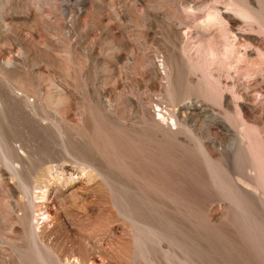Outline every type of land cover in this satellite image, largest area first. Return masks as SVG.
<instances>
[{
  "label": "rangeland",
  "instance_id": "374dc122",
  "mask_svg": "<svg viewBox=\"0 0 264 264\" xmlns=\"http://www.w3.org/2000/svg\"><path fill=\"white\" fill-rule=\"evenodd\" d=\"M255 1L263 14L235 30L222 18L235 0H0V75L18 82L6 66L14 52L18 73L68 94L76 126L88 120L110 139L88 157L104 179L79 165L39 171L27 225V198L0 164V264H264V0ZM146 138L169 149L166 165L152 153L149 185L142 167L111 153Z\"/></svg>",
  "mask_w": 264,
  "mask_h": 264
},
{
  "label": "bare ground",
  "instance_id": "6f19581e",
  "mask_svg": "<svg viewBox=\"0 0 264 264\" xmlns=\"http://www.w3.org/2000/svg\"><path fill=\"white\" fill-rule=\"evenodd\" d=\"M194 8H192V10ZM255 8L260 9L258 14H253ZM214 9L215 8H213V10ZM230 10L229 11L231 13L223 12L222 18H225L224 20H227L231 24V27L235 30H238L237 27L239 22H254L259 15L263 14L261 13V8L257 5L255 0H235L234 7ZM211 18L212 16L210 19ZM212 19L213 22L216 20L214 19V16ZM218 19L219 16L217 21ZM54 30L56 29L54 28ZM242 39L240 40L242 41ZM13 53H10V58L6 61V66H11L9 67L11 68L9 71L12 75L17 77L18 82L15 83L13 80H10V77L0 75V164L4 166L8 172H10L14 179H16V186L27 198V202L20 205L23 208L24 213L21 221L24 222V225H27L25 223L27 215L33 207L32 193L34 188L33 186L35 184L34 181L39 171H42V169L44 170L45 168L46 174L53 175L54 172L69 171V169L64 166L65 164L70 166L79 165L96 171L98 175L104 179L103 174L95 164L96 162H90L88 157L93 154V147L98 150L96 151L97 153L103 154L110 139L109 135H107L105 130H103L99 125L98 128L95 127V129L91 132L92 129L88 120L82 121L83 124L81 125V129L76 126L73 120L70 119L73 107L72 105L68 106L70 98L68 94L63 89L50 91L51 89L47 88L49 90H46L43 85L37 81L36 76L32 78L31 81L26 79L18 73L17 69H15L17 61L15 58L16 56ZM100 98V104L102 106L104 99L103 97ZM64 107H67V110L63 111L62 109ZM11 119H17L19 121V126L17 127V125L11 123ZM83 130L88 133L91 132L90 136L92 134L91 139L95 146H90L88 144V141L83 136ZM36 140L41 147L43 146L44 151L42 153L40 152L41 154L38 153V150H41V148L34 144V141ZM149 140L150 139L146 138V140L142 142L140 141L139 143H134L130 140L128 144H126V147L119 143L113 145V148L111 149V153L113 155L121 158L129 157L131 162L134 161L132 164H134V169L138 170V172L143 169L141 172L142 177L148 185L151 181L150 167L152 165V153H154V150L160 154L163 160V165L167 164V159L169 157L167 142L163 141L158 145V147L152 148ZM128 147L130 150L129 154H127L128 152L126 151ZM35 154H38L39 156L36 157L34 156ZM32 157H35V162L32 166H30L31 168L26 169V165H28L26 163L30 159L32 160ZM140 167H142L141 170ZM6 170H0L1 182L5 181V176L7 174ZM14 191L15 188L13 186H9V194L13 195ZM129 218L133 227H137L135 226V217L130 214ZM137 223H139V221ZM86 225H84L85 228L87 227ZM27 229L34 241L35 247L39 250L38 254L41 255L42 251L38 246L35 236L36 234L32 226ZM86 229L89 231L88 227ZM143 230L145 231L144 228ZM140 231L142 230L140 229ZM142 233L144 234V232ZM137 238L136 245L138 244V247H140L142 241Z\"/></svg>",
  "mask_w": 264,
  "mask_h": 264
}]
</instances>
